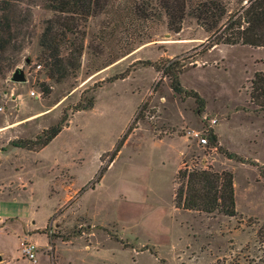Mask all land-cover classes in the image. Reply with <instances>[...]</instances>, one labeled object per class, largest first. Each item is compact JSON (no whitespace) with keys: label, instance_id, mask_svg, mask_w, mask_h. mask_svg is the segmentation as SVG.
I'll list each match as a JSON object with an SVG mask.
<instances>
[{"label":"rangeland","instance_id":"1","mask_svg":"<svg viewBox=\"0 0 264 264\" xmlns=\"http://www.w3.org/2000/svg\"><path fill=\"white\" fill-rule=\"evenodd\" d=\"M221 1L228 12L244 3ZM141 2L108 0L88 18L79 67L60 81L47 77L36 37L0 76V146L7 149L0 177L26 182L20 199L32 206L34 228L48 220L27 232L34 262L19 257L16 229L0 231V264H264L256 237L264 221V110L247 94L253 73L264 71V47L204 50L207 34L194 19L185 17L175 33L153 10L136 16ZM30 10L37 34L52 12ZM170 61L183 65L180 94L163 73ZM16 67L23 82L10 80ZM90 97L91 108L75 109ZM60 122L37 151L10 144L42 138ZM184 165L231 173L234 216L174 206V177ZM85 191L88 211L77 205Z\"/></svg>","mask_w":264,"mask_h":264},{"label":"trees","instance_id":"2","mask_svg":"<svg viewBox=\"0 0 264 264\" xmlns=\"http://www.w3.org/2000/svg\"><path fill=\"white\" fill-rule=\"evenodd\" d=\"M232 12H228L221 0H142L134 5L133 13L147 19L153 10L165 18L168 30L178 32L185 17L194 19L207 34L204 50L217 45H247L264 47V0H241ZM108 0H0V76L11 70L23 46L36 37L38 58L48 78L60 81L79 67L83 49L84 24L88 18L101 13ZM40 5L52 15L41 21V30L35 34L31 28L30 8ZM152 11V12H153ZM182 64L170 61L163 68L174 93L184 92L178 74ZM156 70L158 68L156 67ZM123 76H120L122 78ZM109 81V80H108ZM189 95L200 100L194 91ZM249 102L257 110H264V71L253 73L248 87ZM93 106V98L76 110ZM62 128V122L49 128L48 133L34 141H11L13 147L37 151L46 145ZM125 135V134H124ZM115 146L110 161L119 150L125 136ZM210 144L215 135L209 133ZM228 159L238 158L234 153L218 148ZM173 204L176 208L206 214L220 213L232 217L235 214L232 175L227 170L210 168H179L174 177ZM256 237L264 242V221L256 229Z\"/></svg>","mask_w":264,"mask_h":264},{"label":"crops","instance_id":"3","mask_svg":"<svg viewBox=\"0 0 264 264\" xmlns=\"http://www.w3.org/2000/svg\"><path fill=\"white\" fill-rule=\"evenodd\" d=\"M13 148L20 149L21 147ZM6 155L7 149L0 146V166L2 163L1 161L5 159ZM26 185L25 181L12 182L9 178L0 177V231L16 229L18 238L20 237V239L24 236L30 238V235L27 232L41 229L48 222L47 220L41 227H33V223L30 221L33 216L32 206L26 201H21L20 199V193L26 190ZM53 192L54 190L51 191V193ZM85 193L86 191L79 196L77 205L85 211H88L89 205H85V203H87L86 200L88 201L89 199L84 195ZM58 206L59 205L52 207L51 214ZM51 214L49 218L51 217Z\"/></svg>","mask_w":264,"mask_h":264},{"label":"built area","instance_id":"4","mask_svg":"<svg viewBox=\"0 0 264 264\" xmlns=\"http://www.w3.org/2000/svg\"><path fill=\"white\" fill-rule=\"evenodd\" d=\"M30 95L37 96V93H34L33 90H30ZM212 123L214 122L213 119L210 120ZM192 136H194L198 143L204 144L206 143L205 136H199L198 132H192ZM36 256V245L29 240L26 236L20 239L19 243V257L24 258L28 261H35Z\"/></svg>","mask_w":264,"mask_h":264},{"label":"water","instance_id":"5","mask_svg":"<svg viewBox=\"0 0 264 264\" xmlns=\"http://www.w3.org/2000/svg\"><path fill=\"white\" fill-rule=\"evenodd\" d=\"M10 80L13 82H23L25 80L24 72L21 67H16L10 73Z\"/></svg>","mask_w":264,"mask_h":264}]
</instances>
